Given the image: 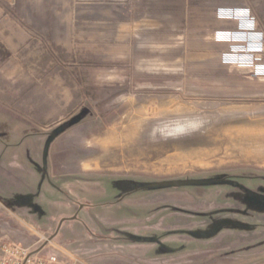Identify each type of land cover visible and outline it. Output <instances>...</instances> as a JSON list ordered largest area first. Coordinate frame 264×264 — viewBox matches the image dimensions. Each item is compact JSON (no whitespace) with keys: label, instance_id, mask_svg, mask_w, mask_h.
I'll return each mask as SVG.
<instances>
[{"label":"rangeland","instance_id":"1","mask_svg":"<svg viewBox=\"0 0 264 264\" xmlns=\"http://www.w3.org/2000/svg\"><path fill=\"white\" fill-rule=\"evenodd\" d=\"M223 7L264 30V0H0V264H264V79Z\"/></svg>","mask_w":264,"mask_h":264},{"label":"built area","instance_id":"2","mask_svg":"<svg viewBox=\"0 0 264 264\" xmlns=\"http://www.w3.org/2000/svg\"><path fill=\"white\" fill-rule=\"evenodd\" d=\"M218 17L236 24L235 30L216 32L214 40L229 45L221 54L227 65L249 68L254 77L264 79V30L248 7L225 8L218 11ZM5 259L1 264H63L57 254L38 259L16 244L2 248Z\"/></svg>","mask_w":264,"mask_h":264},{"label":"crops","instance_id":"3","mask_svg":"<svg viewBox=\"0 0 264 264\" xmlns=\"http://www.w3.org/2000/svg\"><path fill=\"white\" fill-rule=\"evenodd\" d=\"M226 7L220 8L216 11V16H217V21H218V25L216 26V28L214 29V35L216 32H221V31H230V30H235L236 29V24L224 19H221L218 17V11L221 9H225ZM214 44L216 46V48L219 50L220 55L226 51L229 48L228 44L225 43H219L216 42L214 40Z\"/></svg>","mask_w":264,"mask_h":264},{"label":"water","instance_id":"4","mask_svg":"<svg viewBox=\"0 0 264 264\" xmlns=\"http://www.w3.org/2000/svg\"><path fill=\"white\" fill-rule=\"evenodd\" d=\"M192 184H193L192 181H185V182L173 181V182H168L167 186L174 188V187H180L183 185H192Z\"/></svg>","mask_w":264,"mask_h":264},{"label":"flooded vegetation","instance_id":"5","mask_svg":"<svg viewBox=\"0 0 264 264\" xmlns=\"http://www.w3.org/2000/svg\"><path fill=\"white\" fill-rule=\"evenodd\" d=\"M248 194H250L251 196L254 195V193H251V192H248ZM254 197H255V196H254ZM256 200L259 201V202H261V201L264 202V199L261 198V197L256 198Z\"/></svg>","mask_w":264,"mask_h":264}]
</instances>
